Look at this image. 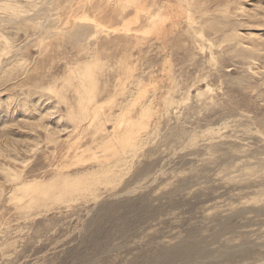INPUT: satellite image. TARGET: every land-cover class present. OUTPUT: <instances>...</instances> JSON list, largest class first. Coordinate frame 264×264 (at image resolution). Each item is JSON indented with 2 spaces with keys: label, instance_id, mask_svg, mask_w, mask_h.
Segmentation results:
<instances>
[{
  "label": "rangeland",
  "instance_id": "obj_1",
  "mask_svg": "<svg viewBox=\"0 0 264 264\" xmlns=\"http://www.w3.org/2000/svg\"><path fill=\"white\" fill-rule=\"evenodd\" d=\"M0 264H264V0H0Z\"/></svg>",
  "mask_w": 264,
  "mask_h": 264
},
{
  "label": "bare ground",
  "instance_id": "obj_2",
  "mask_svg": "<svg viewBox=\"0 0 264 264\" xmlns=\"http://www.w3.org/2000/svg\"><path fill=\"white\" fill-rule=\"evenodd\" d=\"M155 5V4H154ZM160 11H159V9H157V12H155V13H152L151 12V25L154 27V28H156V27H158L162 22H163V19L162 18H160ZM161 21V23H160V21ZM160 27V26H159ZM152 28V27H151ZM239 35H233V41H235L236 43H238L237 41V39H239V37H238ZM234 42V43H235ZM238 45H239V43H238Z\"/></svg>",
  "mask_w": 264,
  "mask_h": 264
}]
</instances>
